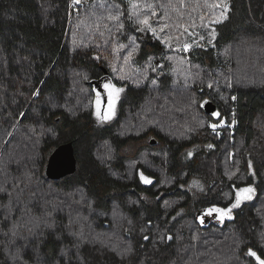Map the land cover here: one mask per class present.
Wrapping results in <instances>:
<instances>
[{
  "label": "trees",
  "instance_id": "1",
  "mask_svg": "<svg viewBox=\"0 0 264 264\" xmlns=\"http://www.w3.org/2000/svg\"><path fill=\"white\" fill-rule=\"evenodd\" d=\"M105 84L123 89L108 120ZM69 142L76 166L49 179ZM250 250L264 260V0H0V264H260Z\"/></svg>",
  "mask_w": 264,
  "mask_h": 264
},
{
  "label": "water",
  "instance_id": "2",
  "mask_svg": "<svg viewBox=\"0 0 264 264\" xmlns=\"http://www.w3.org/2000/svg\"><path fill=\"white\" fill-rule=\"evenodd\" d=\"M95 83V82H93ZM96 86L99 88V91L103 93V89L100 83H97ZM104 102L107 103V98L104 95ZM204 110L208 115H214L218 108L215 103L208 101L204 104ZM154 144V141L152 142ZM77 159L75 154V147L73 142H69L59 146L50 156L47 168L46 175L49 179H61L65 177L71 170L76 166ZM217 216V214H215Z\"/></svg>",
  "mask_w": 264,
  "mask_h": 264
},
{
  "label": "snow or ice",
  "instance_id": "3",
  "mask_svg": "<svg viewBox=\"0 0 264 264\" xmlns=\"http://www.w3.org/2000/svg\"><path fill=\"white\" fill-rule=\"evenodd\" d=\"M76 2H79V0H76ZM130 2H131V0H130ZM133 7L135 8L136 5H133ZM149 7H151V6L149 5ZM224 8L227 9V5H224ZM153 14H155V13H153ZM109 19L117 20V19H119V17H118V16H110ZM141 23L144 24V25H146V26H148V27H151V25H149V22H148V18H147V17H145V18L141 21ZM121 27H122V25H121ZM141 30H143V29H141ZM153 31H155V30L153 29ZM187 47H188V46L185 45V48H187ZM104 88H105L106 90H108V109H109V111H108L107 114L104 115V117H103L102 119H104V120H108V119H111V116L114 114V113L112 112V109L114 108V104H115V99L113 98V90H114L116 93H119V92H122L123 89H122V88H115L114 85H108V84H105V85H104ZM97 96L99 97V93L97 94ZM233 99H234V98H233ZM96 115H97L98 117L100 116L99 106H97V112H96ZM216 115L219 116V113H216ZM216 126H217V125H215V124L211 125V127H212L213 129H215ZM210 147H211V145H210ZM141 179H143L145 183H151L150 179L147 178V177H145V176L143 175V173H141ZM252 191H254L252 188H242V189H240V190L237 192V194H236V202L232 205V207H233V208H234V207H238V206L240 205L242 199H250L251 196H250V195H245V194L251 193ZM225 211H226V210H224V209H220V208H209V209L207 210V214H208V215H212L214 212H216V213H220V214L223 215V214H225ZM230 211H231V208L227 209V212H230ZM201 220H202V222H203V218H201ZM250 255L256 257V259L260 262V264H264V260H261L260 257L257 256V254H256L255 252H252V251L250 250Z\"/></svg>",
  "mask_w": 264,
  "mask_h": 264
},
{
  "label": "rangeland",
  "instance_id": "4",
  "mask_svg": "<svg viewBox=\"0 0 264 264\" xmlns=\"http://www.w3.org/2000/svg\"><path fill=\"white\" fill-rule=\"evenodd\" d=\"M107 104H106V106L104 107V99H103V97L100 95L99 96V100H98V102H97V106H99V112H102V113H104V114H107L108 113V111H109V109H108V90H107ZM113 98L115 99V104H114V108L112 109V112L114 113V109H115V105H116V102H117V93L116 92H114L113 91ZM97 108V107H96ZM215 115V117H218L216 114H214ZM253 189V188H252ZM245 195H250L251 196V198L253 197V195H254V191H252L251 193H248V194H245ZM250 198V199H251ZM250 199H242L241 200V203H240V205L242 204V203H244V202H246V201H248V200H250ZM234 208H236V207H234ZM229 215H230V212H228V213H225V214H220V213H218L217 214V219H220V220H224L225 218H228L229 217ZM216 217H212V219L213 220H216L215 218Z\"/></svg>",
  "mask_w": 264,
  "mask_h": 264
},
{
  "label": "flooded vegetation",
  "instance_id": "5",
  "mask_svg": "<svg viewBox=\"0 0 264 264\" xmlns=\"http://www.w3.org/2000/svg\"><path fill=\"white\" fill-rule=\"evenodd\" d=\"M103 96V99H104V95H102Z\"/></svg>",
  "mask_w": 264,
  "mask_h": 264
}]
</instances>
